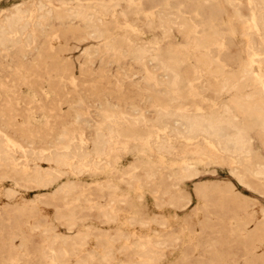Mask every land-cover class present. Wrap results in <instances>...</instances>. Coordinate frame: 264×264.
<instances>
[{
  "label": "rangeland",
  "instance_id": "1",
  "mask_svg": "<svg viewBox=\"0 0 264 264\" xmlns=\"http://www.w3.org/2000/svg\"><path fill=\"white\" fill-rule=\"evenodd\" d=\"M228 2L0 0V264H264V0Z\"/></svg>",
  "mask_w": 264,
  "mask_h": 264
},
{
  "label": "bare ground",
  "instance_id": "2",
  "mask_svg": "<svg viewBox=\"0 0 264 264\" xmlns=\"http://www.w3.org/2000/svg\"><path fill=\"white\" fill-rule=\"evenodd\" d=\"M233 0H230V2H232ZM230 2H228V3H230ZM261 2H262V0H261ZM236 3V2H235ZM233 5V4H232ZM249 5V4H248ZM228 6V5H227ZM105 8V7H104ZM234 8H235V6H234ZM17 10V9H16ZM236 10V9H235ZM45 11V10H44ZM48 12V11H47ZM90 13V12H89ZM236 13V12H235ZM251 13V12H250ZM79 14H81V13H79ZM87 14V13H86ZM19 15V14H18ZM24 15V14H23ZM236 15V14H235ZM261 15V14H260ZM25 16V15H24ZM68 16V15H67ZM80 17V16H79ZM171 17V16H170ZM236 17V16H235ZM259 17H261V16H259ZM9 18V17H8ZM24 18V17H23ZM53 18V17H52ZM241 18V17H240ZM10 19V18H9ZM18 19V18H17ZM16 19V20H17ZM54 19V18H53ZM4 20H7V18L6 19H4ZM12 20V19H11ZM10 20V21H11ZM225 20V19H224ZM41 21V20H40ZM89 21V20H88ZM243 21V20H242ZM251 21L254 23V26H256L257 25V19H256V16H255V14L254 13H252V15H251ZM5 22V21H4ZM8 22H9V20H8ZM16 22H18V21H16ZM227 22V21H226ZM241 22V21H240ZM13 23V22H12ZM14 23H15V21H14ZM185 23H187V22H185ZM6 24V23H5ZM10 23H8L7 25H9ZM91 24V23H90ZM131 25V24H130ZM185 25H187V24H185ZM21 26V25H20ZM244 26V25H243ZM8 27V26H7ZM12 27V26H11ZM77 27V26H76ZM186 27V26H185ZM16 28V27H15ZM22 28V27H21ZM84 28V27H83ZM6 30H7V28H5ZM10 29V28H9ZM164 29V28H163ZM243 29V28H242ZM12 30V29H11ZM162 30V29H161ZM190 30H192V29H190ZM213 31V30H212ZM231 30H229V32H230ZM9 32V31H8ZM4 33H5V31H4V26H1L0 25V36H2V37H6V36H3L4 35ZM7 33V32H6ZM209 33H210V31H209ZM212 33V32H211ZM228 33V32H227ZM232 33L233 32H231V35H232ZM211 36L210 37H208L204 42H203V47H205V48H207L208 46H210L211 44H214L215 42H216V40H215V37H216V34H210ZM219 35V34H218ZM226 35H228V34H226ZM243 35V34H242ZM2 37H0V38H2ZM161 37V36H160ZM218 37V36H217ZM216 37V38H217ZM3 38V39H4ZM8 38V37H7ZM6 38V39H7ZM15 38H16V36H15ZM221 38V37H220ZM155 39V38H154ZM217 39H219V38H217ZM8 40V39H7ZM6 40V41H7ZM249 40H250V38H249ZM248 40V41H249ZM219 41V40H218ZM247 41V42H248ZM17 42V41H16ZM197 42V41H196ZM221 42V41H220ZM251 42V41H250ZM219 43V42H218ZM249 43V42H248ZM222 44V43H221ZM141 45H144V44H141ZM216 45V44H215ZM220 47H221V45H220ZM257 47V46H256ZM139 48V47H138ZM137 48V49H138ZM249 48L251 49V47L249 46ZM119 49V48H118ZM146 49V48H145ZM145 49H143V50H145ZM142 49H141V51H143ZM204 50H206V49H204ZM125 51V50H124ZM127 51V50H126ZM134 51H135V49H134ZM137 51V50H136ZM139 51V50H138ZM246 51V50H245ZM144 52H146V51H144ZM144 52H140V54L142 53H144ZM129 53H130V51H129ZM134 53V52H133ZM249 53V52H248ZM134 55V54H133ZM144 55H145V53H144ZM143 55V56H144ZM250 55V54H249ZM249 55H247L248 57H249ZM139 57V56H138ZM141 57V56H140ZM155 58V57H154ZM208 59V58H207ZM205 60V59H204ZM216 60V59H215ZM154 61V60H153ZM248 61V60H247ZM246 61V62H247ZM250 62V61H249ZM257 62V61H256ZM210 63H212L211 61H210ZM245 63V62H244ZM160 64V63H159ZM217 65V64H216ZM245 65V64H244ZM163 66V65H162ZM164 68V67H163ZM162 68V69H163ZM242 68V67H241ZM247 68H248V66H247ZM218 70H219V68H217ZM216 69V70H217ZM223 69H224V67H223ZM222 69V70H223ZM235 69V68H234ZM244 69V68H243ZM246 69V68H245ZM251 69V68H250ZM165 70V69H164ZM215 70V71H216ZM166 71V70H165ZM212 71V70H211ZM244 71V70H243ZM253 72V71H252ZM257 72V71H256ZM218 72L216 71V74H217ZM236 73H237V71H236ZM172 74H174V76L176 75L175 74V72L174 73H172L171 71H169V78H171V79H175V77L172 75ZM220 74V73H219ZM241 74H242V72H241ZM243 74H245L246 75V73H245V71L243 72ZM252 75H254V74H252ZM159 76V75H158ZM222 76V75H221ZM240 76V75H239ZM255 76V75H254ZM248 78H250L249 76H248ZM173 79V80H174ZM231 79H233V78H231ZM239 79V78H238ZM241 79V78H240ZM252 79V78H251ZM176 80V79H175ZM227 80V79H226ZM225 80V81H226ZM236 80V79H235ZM242 80V79H241ZM255 80V79H254ZM224 81V80H223ZM224 81V82H225ZM234 81V80H233ZM243 81V80H242ZM216 82V81H215ZM220 82V81H219ZM229 82V81H228ZM227 82V83H228ZM256 82V81H255ZM173 83V82H172ZM221 83V82H220ZM219 83V84H220ZM237 83V82H236ZM259 83V82H258ZM257 83V84H258ZM239 84V83H238ZM238 84H237V86H238ZM230 85H233V84H230ZM230 85H228V86H230ZM245 85L246 84H244V87H245ZM253 85V84H252ZM170 86H175V84H173V85H171L170 84ZM209 86H211V85H209ZM221 86V85H220ZM219 86V87H220ZM223 86V85H222ZM226 86V85H225ZM247 86V85H246ZM255 86V85H254ZM257 86V85H256ZM255 86V87H256ZM231 87V86H230ZM230 87H226V88H230ZM233 87H234V85H233ZM254 87V88H255ZM253 88V87H252ZM260 89V88H259ZM258 89V90H259ZM227 90V89H226ZM235 90H236V87H235ZM238 90H239V87H238ZM234 91V90H233ZM260 91V90H259ZM224 92V91H223ZM254 92H256V91H254ZM233 93V92H232ZM261 93V92H260ZM246 94V93H245ZM247 94H249V93H247ZM250 94H251V92H250ZM254 94V93H253ZM257 94V93H256ZM255 94V95H256ZM167 96V95H166ZM248 96V95H247ZM253 96V95H252ZM251 96V97H252ZM237 97V96H236ZM240 97H242L243 98V95L242 96H240ZM244 97H246V96H244ZM250 97V96H249ZM256 97H258V96H256ZM259 97H261V96H259ZM262 97H264V96H262ZM239 98V97H238ZM238 98H237V100H238ZM254 98H255V96H254ZM232 99H233V97H232ZM241 99V98H240ZM247 99V98H246ZM245 99V100H246ZM233 101V100H232ZM242 101V100H241ZM240 101V102H241ZM171 102V101H170ZM236 102H238V101H236ZM234 104H236L235 102H234ZM233 104V105H234ZM238 104V103H237ZM243 104V103H242ZM239 105H241L240 103H239ZM222 106V105H221ZM243 108L245 107L246 109H248V110H250V112L252 113V114H254V115H256L257 117H259L260 119H262V120H264V99H257V100H251V101H248V102H245L243 105ZM241 106V107H242ZM225 107H227V106H225ZM223 108V107H222ZM188 110V109H187ZM224 110H225V108H224ZM229 110V109H228ZM160 111V110H159ZM157 113H159V112H157ZM223 113V112H222ZM230 113V112H229ZM229 113H227V114H229ZM250 113V114H251ZM167 114H169V113H167ZM181 114V113H180ZM224 114V113H223ZM222 114V115H223ZM251 114V115H252ZM173 115H174V113H173ZM177 115V114H176ZM182 115V114H181ZM226 115V114H225ZM180 116V115H179ZM220 116V115H219ZM224 116V115H223ZM173 117V116H172ZM178 117V116H177ZM213 117V116H212ZM229 117H231V116H229ZM228 117V118H229ZM235 117V116H234ZM183 118V117H182ZM225 118V117H224ZM231 118H233V117H231ZM205 119V118H204ZM215 119V118H214ZM154 121H156V120H154ZM185 121H187V123H188V128H189V130L190 131H195V130H200V129H202V128H204L205 127V130L206 131H208V129H212L213 130V132L216 134V133H218L221 137H224V138H227V140H228V142L232 145V146H236V145H239V146H244V145H242V138H241V136H242V134L240 135H238L236 132L234 133V134H232V135H229L228 134V125L227 124H225V123H222L223 122V119H217V120H215V121H205V120H203V119H201V118H190V117H187L186 119H185ZM157 123H158V121H156ZM135 123V122H134ZM264 123V122H263ZM175 124H177V123H175ZM233 128H235V127H233ZM230 129H231V127H230ZM232 130H234V129H232ZM238 130V129H237ZM201 131H203V130H201ZM239 132V131H238ZM242 132V131H241ZM244 134V133H243ZM235 136H237L236 138H235ZM109 139V138H108ZM3 140V139H2ZM3 143H4V141H3ZM6 143V142H5ZM151 144V143H150ZM11 148V147H10ZM9 148V149H10ZM106 148V147H105ZM225 148V147H224ZM1 149V148H0ZM241 149H243V148H241ZM234 150V149H233ZM238 151H239V149H237ZM236 150V151H237ZM106 151V150H105ZM237 151V152H238ZM228 152V151H227ZM242 152V151H241ZM105 153V152H104ZM236 153V152H235ZM3 156H5V155H3ZM7 156H8V154H7ZM7 156H5V158L7 157ZM11 157H12V155H11ZM37 157V156H36ZM63 157V156H62ZM10 158V157H9ZM8 158V159H9ZM11 159V158H10ZM9 159V160H10ZM66 160V159H65ZM50 161V160H49ZM11 162V161H10ZM236 162H238V160L236 161ZM81 164V163H80ZM93 164V163H92ZM62 165V164H61ZM37 166V165H36ZM72 166V165H71ZM257 167V166H256ZM36 168V167H35ZM45 170V169H44ZM256 171H258V170H256ZM59 173V172H58ZM256 172H254L253 171V174H255ZM262 173H264L263 171H262ZM262 173H261V175H262ZM56 174V173H55ZM63 174V173H62ZM256 174H260V173H256ZM255 174V175H256ZM34 176V175H33ZM40 177V176H39ZM46 181V180H45ZM37 184V183H36ZM106 184V183H105ZM61 185V184H60ZM67 186V185H66ZM70 187V186H69ZM110 187V186H109ZM108 188V187H107ZM67 190V189H66ZM69 192V191H68ZM62 193V192H61ZM66 195V194H65ZM68 195V194H67ZM111 206V205H110ZM114 216V215H113ZM116 216V215H115ZM111 218V217H110ZM115 218H117V217H115ZM133 219H135V218H133ZM74 220V219H73ZM136 221V220H135ZM106 233V232H105ZM69 238V237H68ZM70 238H72V237H70ZM75 238V237H74ZM82 238V237H81ZM113 239V238H112ZM115 239V238H114ZM158 241V240H157ZM79 242V241H78ZM80 243V242H79ZM155 243V242H154ZM147 244V243H146ZM174 244V243H173ZM80 246V245H79ZM158 246V245H157ZM143 248V247H142ZM146 249V248H145ZM148 251V250H147ZM141 252V251H140ZM149 252V251H148ZM109 257V256H108ZM149 261V260H148Z\"/></svg>",
  "mask_w": 264,
  "mask_h": 264
}]
</instances>
